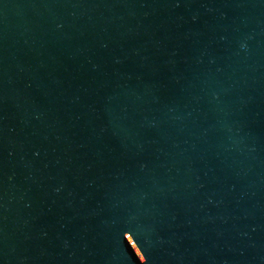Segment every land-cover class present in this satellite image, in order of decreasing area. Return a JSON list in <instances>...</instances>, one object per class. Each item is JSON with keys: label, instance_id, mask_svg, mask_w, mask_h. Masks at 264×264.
Listing matches in <instances>:
<instances>
[{"label": "water", "instance_id": "95a60500", "mask_svg": "<svg viewBox=\"0 0 264 264\" xmlns=\"http://www.w3.org/2000/svg\"><path fill=\"white\" fill-rule=\"evenodd\" d=\"M0 264H264V0H0Z\"/></svg>", "mask_w": 264, "mask_h": 264}]
</instances>
